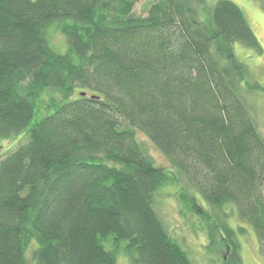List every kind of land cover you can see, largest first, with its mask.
<instances>
[{
    "label": "trees",
    "instance_id": "16d2710c",
    "mask_svg": "<svg viewBox=\"0 0 264 264\" xmlns=\"http://www.w3.org/2000/svg\"><path fill=\"white\" fill-rule=\"evenodd\" d=\"M137 1L0 0V264H193L155 211L165 187L222 264L242 263L226 209L264 258V85L234 45L262 48L230 0Z\"/></svg>",
    "mask_w": 264,
    "mask_h": 264
},
{
    "label": "rangeland",
    "instance_id": "374dc122",
    "mask_svg": "<svg viewBox=\"0 0 264 264\" xmlns=\"http://www.w3.org/2000/svg\"><path fill=\"white\" fill-rule=\"evenodd\" d=\"M156 0H138L135 4L132 15L135 17L145 16L149 6ZM217 0H206L208 6H212ZM235 3L244 13V16L256 36L261 48L260 55L252 50L236 43L235 52L249 69L253 80L264 85V0H230ZM50 45L58 53H65L66 45L64 37L59 33H53L50 38ZM57 94V93H56ZM55 95V94H54ZM58 95V94H57ZM55 95L57 98L58 96ZM248 103L252 108V114L256 121L258 130L264 138V92H255L248 97ZM36 118L45 115V111L38 107ZM154 164L159 167L168 168L169 164L164 156L153 146L143 135L138 133ZM11 142V141H10ZM175 188L165 187L158 192L155 198V211L165 226L169 236L178 242L186 251L193 264H222L220 255L224 254L221 247L217 251L207 250L206 225L190 213H184L175 198ZM228 223L233 228L240 226L244 232L237 235L239 243V256L241 264H264V258L259 248V243L253 229L240 220L236 213H229ZM116 264H129L128 259L119 255Z\"/></svg>",
    "mask_w": 264,
    "mask_h": 264
}]
</instances>
